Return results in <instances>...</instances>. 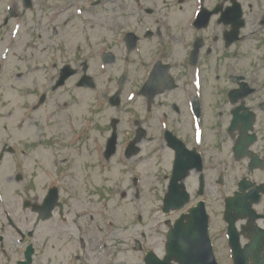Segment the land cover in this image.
<instances>
[{"label": "flooded vegetation", "instance_id": "af4514ba", "mask_svg": "<svg viewBox=\"0 0 264 264\" xmlns=\"http://www.w3.org/2000/svg\"><path fill=\"white\" fill-rule=\"evenodd\" d=\"M228 6L229 0H0V264H41L38 244L45 248L53 235L40 230L64 223L79 237L66 235L69 264H115L121 244L109 207L114 196L101 195L98 167L128 183L122 199L162 200L173 177L199 198L224 187L227 146L244 174L239 181L264 185V70L246 63L250 38L256 37L252 52L264 46V4L243 11L241 28ZM89 75L97 83L92 89ZM52 97L57 136L46 138L51 123L33 116ZM48 145L65 152L54 184L45 166ZM235 145L263 167L254 168L248 156L236 159ZM71 159L76 178L62 170ZM154 183L162 187L145 188ZM54 187L57 203L50 196L44 205ZM253 210L255 221L245 216L234 227L242 248L257 239L264 253V195ZM223 216L224 204L209 231L215 252L231 264ZM139 234L144 242L131 235V244L145 264L147 234Z\"/></svg>", "mask_w": 264, "mask_h": 264}, {"label": "rangeland", "instance_id": "374dc122", "mask_svg": "<svg viewBox=\"0 0 264 264\" xmlns=\"http://www.w3.org/2000/svg\"><path fill=\"white\" fill-rule=\"evenodd\" d=\"M257 0H239L241 2L242 7H244V10L248 7L256 6L255 2ZM261 1V0H258ZM247 11V16L245 18H252L254 16H249ZM254 18H252L253 20ZM252 20L250 22H252ZM249 22V21H248ZM249 25L246 26V35L250 31ZM264 34V31H263ZM256 37H252L248 40L246 47L249 51L248 60L246 63H249L250 70L255 71V67H258L257 70H264V63L262 58L264 57V46L258 50L259 52H252V45H254V40ZM247 63V64H248ZM208 65L206 64L204 67L203 72L206 70L205 68ZM208 74V72L203 73ZM262 76V75H261ZM263 78V76L261 77ZM211 91V87L208 86V89H204V91ZM29 99V98H28ZM54 97L49 99V102L47 103V106L45 107V110L40 111L37 115H34V120L38 123L40 122H48L51 123L48 133L46 134V138H52L57 136V127H56V115H55V104H54ZM55 124V125H53ZM47 149L44 153L46 155V161L45 166L48 168V171L50 173L49 181L51 184L56 183L58 181L55 178L56 174V167H60V159L62 156H64V153H56L57 146L56 145H48ZM223 175H224V187H221V189L212 188L210 195H206L204 197V200L206 202V209L211 217L212 220H215V222H218L221 219L222 211H223V201L226 197L231 196L232 192L236 190V183L242 178L244 174H242L239 170V166L236 163H233L230 154L227 152V146H224L223 149ZM53 156L55 158H53ZM75 159H71V162L68 164H65L62 168V170H67L69 176H73L76 178L75 174H73L71 171V165L72 162H74ZM98 176L97 180L99 182V190L101 191V195H104L105 197L108 195H113L114 200L111 202L110 207V213L111 216L115 218V222L117 224L118 233L120 235L119 242H120V248L118 253L116 254V263L115 264H143L142 263V257L139 252H133L132 249V240L131 235H134L136 239H138L141 242H144L140 238L141 232L144 234H147L146 242L144 243V248L147 250H151L155 252L156 254L162 251L163 249V235H164V229H165V221L169 220L172 222L176 217H178L179 212L177 213H170L164 215L162 211H160L162 207V201L161 198L158 199H150L148 194H145L144 200H132L130 197L121 198V194L126 192V184L123 182V178L121 183H117V174L115 173L112 176V179L108 177L106 172H100L103 169L98 167ZM160 170H164L163 168H160ZM65 173V174H66ZM65 176V175H64ZM109 178V179H108ZM44 179H40L37 181V185L39 187L42 186V182ZM75 182V181H73ZM77 182V181H76ZM156 188V187H162L160 183H154V185H146L145 188ZM128 193V192H127ZM149 193V192H148ZM63 200V194L61 196ZM198 200V198L193 194L191 197V202L188 204L187 207L192 205ZM115 203V208L114 207ZM187 209V208H185ZM77 206L74 205V212H77ZM112 211H114L112 213ZM140 217V219H139ZM139 220V221H138ZM54 228V225L52 226ZM213 237L215 238V241L218 242V248L221 247V241L218 239V232L216 229H212ZM40 235L45 234H52L53 239L50 240L48 243H46V247L44 248L42 243L38 244V249L40 250V261L41 264H69V254L67 249V237L66 235L68 233L74 235L76 240L79 238L78 235H76L75 229L67 230L65 224H61L58 228H55V231L51 230V228H42L40 230ZM128 236L130 239L128 240ZM132 239V240H131ZM217 239V240H216ZM75 245L73 246L74 250ZM216 256L218 257V263L219 264H228L227 255L224 252H221L220 249L217 250ZM82 259L85 260V255H82ZM92 261V260H91ZM105 259L102 258V262H104Z\"/></svg>", "mask_w": 264, "mask_h": 264}, {"label": "water", "instance_id": "95a60500", "mask_svg": "<svg viewBox=\"0 0 264 264\" xmlns=\"http://www.w3.org/2000/svg\"><path fill=\"white\" fill-rule=\"evenodd\" d=\"M236 147L235 152L240 153ZM170 193L166 196L164 211L170 208L178 209L187 202V196L182 193L181 197L176 195V181L170 184ZM246 186H241V192H244ZM260 196L257 190L248 194L238 195L225 201L226 215L228 223L233 226L240 212L244 209L250 210L251 205L255 204ZM181 200V201H180ZM186 223L182 221L171 229L168 233L166 242V258L163 261L150 259V264H216L213 253L211 252L210 242L208 241L207 216L203 203H200L196 209H192L189 216L186 217ZM254 250L248 249V252H240L238 244L235 245L234 264H264V254L260 253L258 244L253 245ZM151 256V255H149ZM149 261V260H148Z\"/></svg>", "mask_w": 264, "mask_h": 264}]
</instances>
